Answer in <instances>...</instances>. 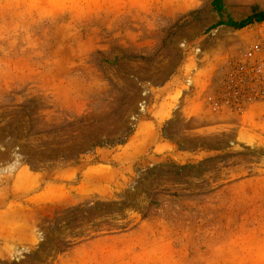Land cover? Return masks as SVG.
I'll list each match as a JSON object with an SVG mask.
<instances>
[{
    "label": "rangeland",
    "instance_id": "obj_1",
    "mask_svg": "<svg viewBox=\"0 0 264 264\" xmlns=\"http://www.w3.org/2000/svg\"><path fill=\"white\" fill-rule=\"evenodd\" d=\"M223 6L0 0V264H264V21L208 31L264 0Z\"/></svg>",
    "mask_w": 264,
    "mask_h": 264
},
{
    "label": "trees",
    "instance_id": "obj_2",
    "mask_svg": "<svg viewBox=\"0 0 264 264\" xmlns=\"http://www.w3.org/2000/svg\"><path fill=\"white\" fill-rule=\"evenodd\" d=\"M211 5L214 10H216L219 14L222 13L224 6H223V0H211ZM264 21V12L263 11H252L248 16L241 20H233L231 18H227L223 20L220 18L216 23L212 24L208 31L219 26V25H226L229 27H232L234 29H242L254 22H263ZM104 62H107L106 60H103ZM130 128V127H129ZM126 128L124 134H122L117 140H96L94 142H90V145L88 147V150L94 149L95 147H101L105 145L113 146L114 144H124L129 136L131 135V129Z\"/></svg>",
    "mask_w": 264,
    "mask_h": 264
}]
</instances>
